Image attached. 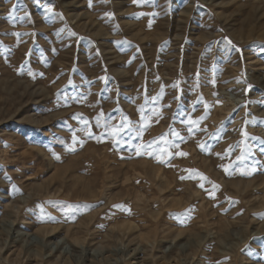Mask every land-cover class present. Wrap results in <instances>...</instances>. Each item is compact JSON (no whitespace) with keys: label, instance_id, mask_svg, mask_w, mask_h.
<instances>
[{"label":"rangeland","instance_id":"rangeland-1","mask_svg":"<svg viewBox=\"0 0 264 264\" xmlns=\"http://www.w3.org/2000/svg\"><path fill=\"white\" fill-rule=\"evenodd\" d=\"M261 213L264 0H0V264H264Z\"/></svg>","mask_w":264,"mask_h":264},{"label":"snow or ice","instance_id":"snow-or-ice-1","mask_svg":"<svg viewBox=\"0 0 264 264\" xmlns=\"http://www.w3.org/2000/svg\"><path fill=\"white\" fill-rule=\"evenodd\" d=\"M37 2H38V0H37ZM89 2H90V5H91V0H89ZM134 2H136V0H134ZM49 11H51V9H49ZM14 35H16V36H20L21 34L20 33H14ZM73 35H74V33H73ZM225 40H227V38L225 37ZM227 42L229 43V44H231L232 42L230 41V40H227ZM233 47H235L234 45H233ZM201 119H203V118H201ZM247 123V122H246ZM74 140H75V137H74ZM180 155H186V153H180ZM225 171L227 172V168H225ZM183 178V177H182ZM201 187H203V185H201ZM114 207H118V206H116V205H114ZM262 217H264V213H261L260 214Z\"/></svg>","mask_w":264,"mask_h":264},{"label":"bare ground","instance_id":"bare-ground-1","mask_svg":"<svg viewBox=\"0 0 264 264\" xmlns=\"http://www.w3.org/2000/svg\"><path fill=\"white\" fill-rule=\"evenodd\" d=\"M47 231V228H45V230L43 229V232H46ZM48 236V235H47ZM43 238V237H42Z\"/></svg>","mask_w":264,"mask_h":264}]
</instances>
